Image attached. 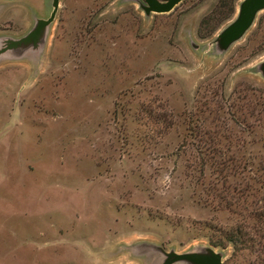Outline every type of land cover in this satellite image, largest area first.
I'll list each match as a JSON object with an SVG mask.
<instances>
[{
	"label": "rangeland",
	"instance_id": "374dc122",
	"mask_svg": "<svg viewBox=\"0 0 264 264\" xmlns=\"http://www.w3.org/2000/svg\"><path fill=\"white\" fill-rule=\"evenodd\" d=\"M240 2L201 38L219 0L149 17L136 0H60L41 48L0 57V264H160L149 245L211 246V226L235 220L203 204L185 159L191 121L223 153L264 146L263 33L254 23L223 54L212 44ZM51 10L0 0V43ZM238 94L244 129L228 113ZM215 249L223 262L232 252Z\"/></svg>",
	"mask_w": 264,
	"mask_h": 264
},
{
	"label": "trees",
	"instance_id": "16d2710c",
	"mask_svg": "<svg viewBox=\"0 0 264 264\" xmlns=\"http://www.w3.org/2000/svg\"><path fill=\"white\" fill-rule=\"evenodd\" d=\"M237 1L219 0L217 10L201 20L200 37L212 36L224 22L231 20ZM254 23V31L263 33L260 51H264V15L256 17ZM248 97L238 94L228 112L235 125L243 129L247 127L243 117L250 107L244 102ZM192 123L187 128L196 135L191 145L196 143L197 154L194 159H185L186 167L200 177L197 183L204 195L203 204L235 218L226 226H211L210 245L220 250L231 247V255L223 264H264V146L262 150L245 151L241 155L223 153L219 149L221 139L207 133L201 135V129ZM228 131L234 136L233 130ZM231 136L225 138L229 144L232 143Z\"/></svg>",
	"mask_w": 264,
	"mask_h": 264
},
{
	"label": "water",
	"instance_id": "95a60500",
	"mask_svg": "<svg viewBox=\"0 0 264 264\" xmlns=\"http://www.w3.org/2000/svg\"><path fill=\"white\" fill-rule=\"evenodd\" d=\"M136 1L145 16L149 17L151 14L170 13L182 0ZM59 2L60 0H51L52 10L49 16L36 19L32 28L25 35L18 38H3L0 43V57L4 54H10L19 58L28 50L41 48L45 43L48 28L56 17ZM262 10H264V0H241L236 17L217 33L212 42L216 51L223 54L234 43L242 39ZM256 69L264 79V60L257 65ZM149 246L163 255L160 264H223V253L212 246H205L184 253H177L174 250L166 251L154 245Z\"/></svg>",
	"mask_w": 264,
	"mask_h": 264
}]
</instances>
